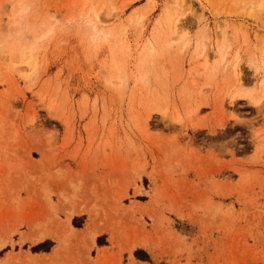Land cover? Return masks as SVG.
Wrapping results in <instances>:
<instances>
[{
  "label": "rangeland",
  "instance_id": "1",
  "mask_svg": "<svg viewBox=\"0 0 264 264\" xmlns=\"http://www.w3.org/2000/svg\"><path fill=\"white\" fill-rule=\"evenodd\" d=\"M175 1L0 0V264H264V8Z\"/></svg>",
  "mask_w": 264,
  "mask_h": 264
},
{
  "label": "bare ground",
  "instance_id": "2",
  "mask_svg": "<svg viewBox=\"0 0 264 264\" xmlns=\"http://www.w3.org/2000/svg\"><path fill=\"white\" fill-rule=\"evenodd\" d=\"M133 0H128V2L125 4V6L126 5H128V4H130L131 2H132ZM177 1H178V4L180 5V8H182L183 10H181L182 11V13L184 12V11H186L188 8L190 9L191 8V0H176L175 1V3H177ZM260 1V2H259ZM258 3H259V5H258V8L259 9H263L264 8V0H258ZM257 3V4H258ZM177 4V5H178ZM187 4H188V6H187ZM256 4V5H257ZM187 6V7H186ZM124 7V6H123ZM122 7V8H123ZM257 8V7H256ZM256 8H254V10H252V11H255L256 12V10L258 9H256ZM92 9V8H91ZM90 9V10H91ZM256 9V10H255ZM257 10V11H260V10ZM93 12H94V10H92ZM249 12H251V11H249ZM120 13V12H119ZM138 14V13H137ZM115 15H118V14H115ZM136 15V14H135ZM141 15V14H140ZM94 16H95V18L97 19L96 21H102V19H101V17H100V12L98 11V12H95V14H94ZM95 18H94V20H95ZM180 20V18H177V19H175V21L176 22H174V26H175V29H173L174 31L172 32V34L171 35H174V34H177V31H178V29L181 27V25H179L180 24V22H178ZM98 24V23H97ZM178 26H179V28H178ZM183 27V26H182ZM176 31V32H175ZM181 35V34H180ZM179 36V35H178ZM183 36L181 35V36H179V38H182ZM24 54V53H23ZM23 56V55H22ZM22 56H20L21 58H22ZM23 57H25V56H23ZM22 60V59H21ZM24 61H26L27 63L30 61L29 59L28 60H24ZM227 61V60H226ZM263 63H264V61H263ZM239 64L238 63H235L234 64V67H233V72L235 73L234 75L236 76V80H234L235 81V83L238 81V88L236 89V91H235V94H233L232 95V97H234V96H238V95H244V96H246L248 99H249V101L251 102V103H253V104H255V105H257L256 107L258 108V110H260L263 106V103H264V88H263V90H262V93H260V94H258L259 92H258V89L256 88V87H253L254 88V90H247V91H242L241 90V85H243V82L241 81L242 79H241V76H240V69H239ZM256 80V79H255ZM261 83H262V85H263V87H264V79H263V81H261ZM258 92V93H257ZM261 92V91H260ZM232 102V101H231ZM225 105H222L221 107L222 108H225L224 107ZM224 110V109H223ZM261 111V110H260ZM167 117V116H170V114H169V111L165 108L164 110H162V117ZM86 232V231H85ZM82 234H84V232H81ZM90 235V234H89ZM45 237L44 236H40L39 238H37V240L38 241H41V240H43ZM36 240V239H35ZM34 240V241H35ZM29 256V255H28Z\"/></svg>",
  "mask_w": 264,
  "mask_h": 264
}]
</instances>
